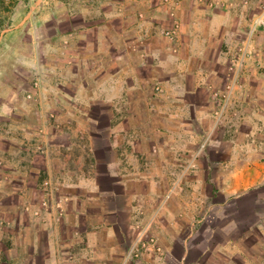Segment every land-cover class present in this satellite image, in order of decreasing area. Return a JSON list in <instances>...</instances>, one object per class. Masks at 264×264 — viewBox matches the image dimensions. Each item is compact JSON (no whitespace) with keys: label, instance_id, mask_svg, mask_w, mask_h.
<instances>
[{"label":"crops","instance_id":"0c3cea01","mask_svg":"<svg viewBox=\"0 0 264 264\" xmlns=\"http://www.w3.org/2000/svg\"><path fill=\"white\" fill-rule=\"evenodd\" d=\"M220 1L222 7L216 0H189L172 19L159 0H78L63 6L60 29L51 27L61 15L56 9L45 18L46 27L53 28L48 38L64 41L61 83L52 70L39 76L34 92L23 95L21 86L20 94L13 88L0 92V174L5 176L0 175V218L9 224L0 232V248L7 247L0 264L118 262L143 243L148 248L129 255L126 264H264L262 185L252 192L223 190L220 194L237 204L209 209V220L208 212L202 216L204 209L192 207V193L176 190L172 198L188 203H169L152 237L146 228L139 237L130 236L137 211L132 203L107 207L104 200L120 194L105 190L103 178L112 186L132 177L150 180L144 170L132 174L131 168L147 166L141 154L148 150L151 119L159 117L163 125L160 149L172 144L176 150L184 133L197 134L199 120L213 116L211 104L218 94L211 89L225 85L220 56L244 40L256 0ZM178 22V39L168 41L164 29ZM17 54L31 70L45 65L38 62V50ZM5 63L0 58V71ZM157 102L160 108L153 105ZM55 117L64 124L61 146L55 144ZM97 135L106 144L98 145ZM162 159L156 165L181 164L180 159ZM89 166L92 171L86 170ZM258 177L264 179L262 173ZM5 183L11 189L4 190ZM125 196L134 198L133 192ZM248 198L254 200L250 211L242 206ZM47 199L49 208L41 205ZM56 201L63 203L61 212ZM28 203L32 206L26 211ZM122 212L124 225L109 219Z\"/></svg>","mask_w":264,"mask_h":264},{"label":"rangeland","instance_id":"374dc122","mask_svg":"<svg viewBox=\"0 0 264 264\" xmlns=\"http://www.w3.org/2000/svg\"><path fill=\"white\" fill-rule=\"evenodd\" d=\"M4 1L5 5L11 4L13 7L11 11L6 12L1 7L0 2V58L7 62L5 63L7 64L6 70L0 71V92L8 94L13 88L12 91L16 89L17 94H20V86L25 89H21L23 95H26L27 91L34 92V89L37 88L35 83L40 80L39 76L44 74L47 77L46 75L52 70H54L58 84H60L63 59L62 43L64 41L60 38H48L47 30L60 29L62 20L65 18L62 15L63 6L74 4L78 0ZM188 1L182 0V4L175 8V15L172 14L173 7L163 4L162 6L172 19H176L177 13L184 9L185 3ZM195 1L213 4L214 0ZM219 2L221 1L216 0L215 5H221ZM251 5L250 11L255 9L254 18L251 19L252 21L250 20V25H247L248 31L243 38L244 40L236 47V50H225V54L220 56L223 60L221 59L218 63L222 72L219 77L224 79L222 82L225 85L217 87L213 91L211 89V92L218 94L215 95L213 104H211L213 116L199 120L197 134L188 135L184 133L185 135L181 136L183 142L180 144V148H176V150L172 149V144L165 147V150L160 149L162 136L159 130L163 125L158 119L159 117L157 122L155 119H151L148 150L141 154L146 160L144 164L147 166L131 168L133 169L132 174L136 172L139 174L141 170H144V173L150 175V180L149 178L136 180L135 177H132L133 179L127 183L123 181L112 186L109 181L102 177L104 181L102 187L105 190L111 188L120 194L117 198L107 195L104 199L107 207H122L127 203H132L131 206L137 210L130 220L132 223L131 237H139L144 228L149 230L150 234L152 227L158 224L169 203L175 202L173 207L183 206V202L188 203L189 200L172 198L176 190L182 191L186 195L192 193L195 197L190 199L192 207H196L198 212L204 209L202 216H205L207 212L208 216L211 212L209 209L220 208L219 205L222 206L224 202H228L229 208L237 204L236 200L224 198L220 194L223 190H230L235 193L245 190L252 192L255 187L260 185L263 186L261 189L264 190V184L260 183L264 182V179L258 177L261 173L264 177V0H259V2L256 0ZM55 9L61 15H59L57 23L51 25L53 28L48 29L45 18L49 17L51 11ZM174 26L176 27L174 36L164 32L168 31L169 27L163 31V36L171 42L178 39L180 32V23L178 22ZM29 50H38V62H44L43 67L31 70L33 67L25 65L19 59L17 52L29 53ZM17 64L21 65L23 69L17 68ZM155 92L157 93L158 90L155 89ZM56 95L57 93L54 96ZM153 105L156 108L161 107L159 102L153 103ZM57 106L60 110L62 106L60 101L57 102ZM52 121L58 129L55 144L61 146L63 136L61 131L64 124L62 120L56 117ZM94 137H97L98 145L107 142H105L106 139L99 141L101 135ZM171 139L175 141L174 138ZM84 142L89 146L91 136H87ZM174 145L177 147L178 144ZM162 158L180 159L181 164L168 167L156 165L158 161L163 160ZM1 169L2 166H0V171ZM86 170L92 171L93 168L89 166ZM125 170L122 168L119 172L124 174ZM161 175H167V177L162 180ZM1 176L0 179L5 177L4 175ZM9 186L11 189V184H2L4 190H7ZM58 187L60 188V186ZM126 192L128 194L133 192L134 198L127 199ZM210 192L214 193V197H208L207 193ZM258 193L259 191H257ZM145 196H153V198H143ZM47 200L50 201V199ZM253 201V198H248L243 201L242 206L250 211L253 207ZM55 204L57 205V201ZM27 205L26 211H29L28 207L32 205L29 203ZM61 208L58 209L59 212L62 211ZM34 212L37 216L41 213L37 210ZM124 213L122 212L118 216H109V219H116L121 225H124ZM209 218L208 216L207 220ZM214 222L218 223L221 220L215 218ZM7 225L4 219L0 218V232ZM150 235L152 237L153 232ZM5 247L4 245L0 248L2 255L7 250ZM125 254L118 262H102L100 264H123Z\"/></svg>","mask_w":264,"mask_h":264},{"label":"built area","instance_id":"2783aa9c","mask_svg":"<svg viewBox=\"0 0 264 264\" xmlns=\"http://www.w3.org/2000/svg\"><path fill=\"white\" fill-rule=\"evenodd\" d=\"M161 2V5H169L171 7H173V11H172V14L175 15V8L177 6H180L182 4V0H159ZM166 32L167 35H171V36H174V34L176 33V29L175 28H172V29H169L168 31H164ZM42 205L45 207V208H49L51 203L49 200H45ZM57 207L61 208L63 207V203L62 201H58L57 202ZM151 243L154 245L156 243V240L154 238L151 239ZM146 249L148 247H146V244L143 243V246H139V247H136V245L131 249V251L129 252V255H133L134 257H136L138 254L137 252H139L141 249ZM160 250V248H159ZM129 255L127 256V258L125 259V262L123 264H126V261H128V258H129ZM136 255V256H135Z\"/></svg>","mask_w":264,"mask_h":264},{"label":"trees","instance_id":"16d2710c","mask_svg":"<svg viewBox=\"0 0 264 264\" xmlns=\"http://www.w3.org/2000/svg\"><path fill=\"white\" fill-rule=\"evenodd\" d=\"M0 2H1V7L4 9V11H6V12L11 11L13 5H11V4L10 5H5V1L4 0H1Z\"/></svg>","mask_w":264,"mask_h":264}]
</instances>
